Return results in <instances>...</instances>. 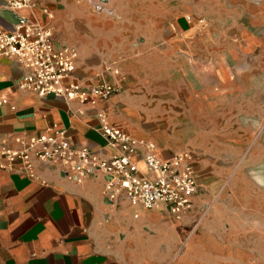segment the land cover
<instances>
[{"label": "crops", "instance_id": "0c3cea01", "mask_svg": "<svg viewBox=\"0 0 264 264\" xmlns=\"http://www.w3.org/2000/svg\"><path fill=\"white\" fill-rule=\"evenodd\" d=\"M99 1L114 15L94 13L87 0H40L20 11L0 0L3 28L26 17L75 48L73 80L83 88L119 85L94 105L41 97L19 88L23 68L1 56L0 138L60 128L73 145L109 158L117 150L99 131L103 113L163 160L192 153L194 210L177 220L163 204L111 200L103 174L75 183L50 164L17 163L0 169V264H264V191L245 180L227 190L240 168L236 150L264 123V0ZM144 152L134 159L155 178Z\"/></svg>", "mask_w": 264, "mask_h": 264}, {"label": "built area", "instance_id": "2783aa9c", "mask_svg": "<svg viewBox=\"0 0 264 264\" xmlns=\"http://www.w3.org/2000/svg\"><path fill=\"white\" fill-rule=\"evenodd\" d=\"M10 9H33L40 0H6ZM98 15L113 16L114 12L99 0H87ZM187 19L191 21L192 17ZM206 26L200 20L199 27ZM13 58L24 70L19 88L41 97L53 96L66 102L95 104L97 98L108 99L119 92L118 83H100L83 88L73 80L76 71L77 51L67 44L57 45L49 27L22 17L13 30L0 26V57ZM114 74L119 75L118 70ZM4 100L0 97V106ZM99 129L108 145L117 152L109 158L86 146L73 145L64 129H55L34 137L12 136L0 138V169L17 163L32 169L34 161L50 164L64 177L82 183L92 173L106 176L105 193L111 200L124 197L131 206L153 209L163 204L177 220L194 210V197L198 182L191 152H183L163 160L155 152V145L141 141L108 124L103 113L98 114ZM18 145L13 148L9 140ZM143 148L147 169L155 178L143 175L134 155Z\"/></svg>", "mask_w": 264, "mask_h": 264}, {"label": "rangeland", "instance_id": "374dc122", "mask_svg": "<svg viewBox=\"0 0 264 264\" xmlns=\"http://www.w3.org/2000/svg\"><path fill=\"white\" fill-rule=\"evenodd\" d=\"M262 43L259 44L261 48ZM253 124L256 122L251 121ZM260 134L251 137L250 145L245 148L243 153L240 151L235 152L238 156L235 158L239 161L240 168L238 173L235 172L231 177V183L227 190L230 192H238L240 183L242 181H248L255 185L249 184V191H252L253 187H258L261 191H264V123H261ZM258 132V131H256ZM235 159V160H236ZM236 162V161H235ZM257 189V188H256ZM258 190V189H257ZM185 248V245L184 247ZM184 249L181 250L183 252ZM195 254L202 255L204 252L200 249H195ZM177 252V253H176ZM180 251H175L174 254H180Z\"/></svg>", "mask_w": 264, "mask_h": 264}, {"label": "water", "instance_id": "95a60500", "mask_svg": "<svg viewBox=\"0 0 264 264\" xmlns=\"http://www.w3.org/2000/svg\"><path fill=\"white\" fill-rule=\"evenodd\" d=\"M21 18H22V17H20V18L18 19L17 23L20 21ZM17 23H16V24H17Z\"/></svg>", "mask_w": 264, "mask_h": 264}]
</instances>
